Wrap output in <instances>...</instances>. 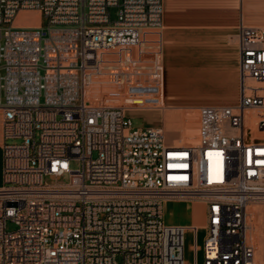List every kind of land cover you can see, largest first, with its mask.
<instances>
[{"label": "built area", "instance_id": "1", "mask_svg": "<svg viewBox=\"0 0 264 264\" xmlns=\"http://www.w3.org/2000/svg\"><path fill=\"white\" fill-rule=\"evenodd\" d=\"M27 11L48 28L17 23ZM163 15L164 0H0V264H264L250 233L252 209L264 206V27H239L238 103L199 107L197 143L177 145L128 116L158 105L162 91L149 105L105 100L150 70L163 75L159 34L150 54L160 63L135 66L136 53L115 50L142 45ZM117 54L121 64L110 60ZM170 200L202 203L206 219L166 224Z\"/></svg>", "mask_w": 264, "mask_h": 264}, {"label": "crops", "instance_id": "2", "mask_svg": "<svg viewBox=\"0 0 264 264\" xmlns=\"http://www.w3.org/2000/svg\"><path fill=\"white\" fill-rule=\"evenodd\" d=\"M27 12L42 21L40 12ZM241 24L264 27V0H164L163 23L158 32L163 60L160 102L130 110L161 112L162 124L156 127L164 128L169 143H197L198 108L231 106L240 99ZM194 120L195 132L191 124ZM3 121L0 110V186L4 172ZM196 222L194 219L185 225Z\"/></svg>", "mask_w": 264, "mask_h": 264}, {"label": "rangeland", "instance_id": "3", "mask_svg": "<svg viewBox=\"0 0 264 264\" xmlns=\"http://www.w3.org/2000/svg\"><path fill=\"white\" fill-rule=\"evenodd\" d=\"M112 20L117 18L116 12L117 8L112 7L110 9ZM29 17V18H28ZM17 23H21L27 26L39 25L40 21L33 14L20 12L18 15ZM42 27L47 29L49 26V21L47 18H42ZM2 28L7 27L6 24L1 25ZM151 38L143 39V44L131 49H115L116 51L122 52H132L136 53V56L127 57V63L139 65V64H150V60L161 62V58L153 56L154 53L158 52V29L151 30ZM153 45V49L147 47L146 45ZM114 51V50H113ZM125 60L123 56L117 54L111 56L110 60L116 64H121L120 60ZM142 59V60H141ZM108 61V60H107ZM155 64V62H152ZM151 74L148 75V79L145 78L141 83L135 80L132 84H127L123 86V93L117 99L111 100L110 97H105V100L110 103L122 104L125 106H142L149 105L158 100L162 87H163V75L161 68L159 70H150ZM1 73L4 74V70L1 69ZM144 78V77H143ZM146 103V104H145ZM128 116L131 117L133 128H146V127H156L162 124V113L155 110H130L128 111ZM192 129L196 130L197 122L194 120L192 123ZM191 129V130H192ZM195 132V131H194ZM20 142V141H16ZM76 167L77 163L72 164ZM48 183H54L56 180L46 177ZM59 183L68 182V176H63L57 180ZM207 209L203 204H197L187 200H170L164 204L163 210V220L166 224H180L185 225L197 220V222H203L206 219ZM251 215H253L251 222L254 224V238L258 246V259L264 260V206H255ZM8 230H15L16 225L12 221L7 223ZM206 228L200 227L197 231V245L200 246V250L197 252V262H204V239L206 236ZM195 243L194 231L188 230L185 234L184 240V253L185 259L188 262H194L195 253L193 250V245Z\"/></svg>", "mask_w": 264, "mask_h": 264}, {"label": "bare ground", "instance_id": "4", "mask_svg": "<svg viewBox=\"0 0 264 264\" xmlns=\"http://www.w3.org/2000/svg\"><path fill=\"white\" fill-rule=\"evenodd\" d=\"M24 13H28V12H24ZM252 217H253V215H251L250 221H251ZM254 230H255L254 224L251 222V230H250V233H251L252 237H254Z\"/></svg>", "mask_w": 264, "mask_h": 264}]
</instances>
